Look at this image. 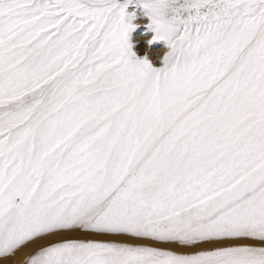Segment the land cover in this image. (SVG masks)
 Wrapping results in <instances>:
<instances>
[{
  "label": "snow or ice",
  "instance_id": "6c2138e0",
  "mask_svg": "<svg viewBox=\"0 0 264 264\" xmlns=\"http://www.w3.org/2000/svg\"><path fill=\"white\" fill-rule=\"evenodd\" d=\"M166 42L130 33L133 3ZM264 264V0H0V258Z\"/></svg>",
  "mask_w": 264,
  "mask_h": 264
},
{
  "label": "rangeland",
  "instance_id": "374dc122",
  "mask_svg": "<svg viewBox=\"0 0 264 264\" xmlns=\"http://www.w3.org/2000/svg\"><path fill=\"white\" fill-rule=\"evenodd\" d=\"M121 2H123V0H121ZM128 11L130 13H135V15L137 17L135 23L138 25L130 33V38L132 39L131 41H134L136 39H139V41H142L139 44L135 43V45L137 46L136 49H138L139 48L138 46H140L143 49V51H147L150 55V62L155 67H160L163 56L167 52L165 46L161 43V41L154 42L150 46L149 49L147 47L144 48V45L153 36V32L148 27H146V24H144L145 16H146V10L143 9L139 5L136 6V5L132 4L129 7ZM140 14H141V16H140ZM151 50H152V52H151ZM139 56L142 58V55H139ZM93 236L94 235H89L88 237H83V238H78V239L75 238L74 240L113 242V243H121V244H128V245H133V244L135 245L137 243L136 245H147V246L152 247V248L165 249V250L173 252V253H195V252L212 250V249H217V248H222V247L227 246L226 244H220V243H206L200 247H194V248L190 249V248H180V247H177L174 245H165V244H161V243L160 244L159 243H153V242L143 241V240H137L136 241L134 239L116 238V237H111V236H103V237L99 236L100 238H96ZM133 242H135V243H133ZM235 243L241 244V245H251L254 247L264 246V244H261L259 242H253L250 240H241V241H236ZM29 256H30V254L24 258L23 263H21V264H24V261Z\"/></svg>",
  "mask_w": 264,
  "mask_h": 264
},
{
  "label": "bare ground",
  "instance_id": "6f19581e",
  "mask_svg": "<svg viewBox=\"0 0 264 264\" xmlns=\"http://www.w3.org/2000/svg\"><path fill=\"white\" fill-rule=\"evenodd\" d=\"M134 5H136V6H141L142 8H143V6H142V4H140V3H138V2H136V3H133ZM144 9V8H143ZM140 10V9H139ZM139 13V12H138ZM140 16H141V14H140ZM143 16V15H142ZM148 22H147V20L145 19V22H144V24H147ZM132 40V39H131ZM134 44L135 43H137V44H139L140 42H142V41H139V39H136V40H134V41H132ZM161 43L165 46V48H166V42H164V41H161ZM146 45V44H145ZM137 47V46H136ZM139 48L138 49H136L137 50V52H138V54L139 55H142V57H143V54H147L148 55V58H149V60H150V55H149V53L147 52V51H143V49L140 47V46H138ZM146 47V46H145ZM144 47V48H145ZM167 50V49H166ZM151 52H152V50H151ZM155 54V53H154ZM156 57V56H155ZM89 235H86V234H83V233H81V232H72V233H68V234H65L64 236H57V237H49V238H47V240H44V241H37V242H35V243H30L27 247H25V248H22L21 250H19L17 253H16V255L14 256V257H12V258H7V259H3V258H0V264H21V263H23V260H24V258L26 257V256H28L29 254L31 255L32 253H34L35 251H37L39 248H40V246L42 245V244H45V243H51V242H54V241H56V240H60V239H78V238H83V237H88ZM93 237H96V238H100L99 237V235H94ZM103 237V236H102ZM137 241V240H136ZM133 243H135V242H133ZM132 243V244H133ZM137 244V243H136ZM135 244V245H136ZM160 244V243H159ZM134 245V244H133ZM180 248H182V247H180ZM191 249V248H190Z\"/></svg>",
  "mask_w": 264,
  "mask_h": 264
}]
</instances>
